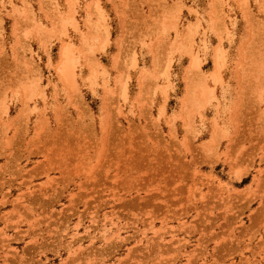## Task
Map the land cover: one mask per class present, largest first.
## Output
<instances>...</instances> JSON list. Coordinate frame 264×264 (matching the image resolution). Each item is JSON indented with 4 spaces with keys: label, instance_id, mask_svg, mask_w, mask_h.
<instances>
[{
    "label": "rangeland",
    "instance_id": "1",
    "mask_svg": "<svg viewBox=\"0 0 264 264\" xmlns=\"http://www.w3.org/2000/svg\"><path fill=\"white\" fill-rule=\"evenodd\" d=\"M0 264H264V0H0Z\"/></svg>",
    "mask_w": 264,
    "mask_h": 264
},
{
    "label": "bare ground",
    "instance_id": "2",
    "mask_svg": "<svg viewBox=\"0 0 264 264\" xmlns=\"http://www.w3.org/2000/svg\"><path fill=\"white\" fill-rule=\"evenodd\" d=\"M67 59H68V57H66L65 60H67ZM193 61H194V59H193ZM62 62H63V61H62ZM67 62H69V61L67 60ZM197 63H198V62H197ZM66 64H67V63H66ZM195 64H196V62H195ZM64 65H65V63H64ZM194 66H195V65H194ZM194 66H193V67H194ZM67 67H69V68L71 67L69 63H68V65H67ZM67 67H66L65 69H67ZM195 68H196V66H195ZM67 70H68V69H67Z\"/></svg>",
    "mask_w": 264,
    "mask_h": 264
}]
</instances>
